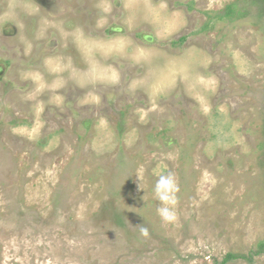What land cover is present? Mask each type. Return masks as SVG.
<instances>
[{
    "label": "rangeland",
    "instance_id": "1",
    "mask_svg": "<svg viewBox=\"0 0 264 264\" xmlns=\"http://www.w3.org/2000/svg\"><path fill=\"white\" fill-rule=\"evenodd\" d=\"M0 264H264V0H0Z\"/></svg>",
    "mask_w": 264,
    "mask_h": 264
},
{
    "label": "clouds",
    "instance_id": "2",
    "mask_svg": "<svg viewBox=\"0 0 264 264\" xmlns=\"http://www.w3.org/2000/svg\"><path fill=\"white\" fill-rule=\"evenodd\" d=\"M179 185L172 172L159 174L152 189L153 198L158 202L156 214L163 224L176 220L175 206L178 202ZM143 238H149V228L145 224L137 226Z\"/></svg>",
    "mask_w": 264,
    "mask_h": 264
},
{
    "label": "trees",
    "instance_id": "3",
    "mask_svg": "<svg viewBox=\"0 0 264 264\" xmlns=\"http://www.w3.org/2000/svg\"><path fill=\"white\" fill-rule=\"evenodd\" d=\"M236 257L235 256H233V255H228L227 257H226V259L224 260V262H228V260H230V259H235Z\"/></svg>",
    "mask_w": 264,
    "mask_h": 264
}]
</instances>
